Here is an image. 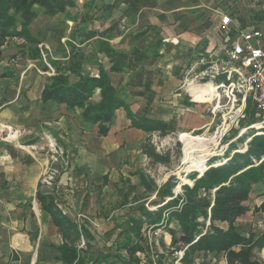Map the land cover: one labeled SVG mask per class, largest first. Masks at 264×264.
<instances>
[{
  "label": "crops",
  "instance_id": "0c3cea01",
  "mask_svg": "<svg viewBox=\"0 0 264 264\" xmlns=\"http://www.w3.org/2000/svg\"><path fill=\"white\" fill-rule=\"evenodd\" d=\"M72 1V7L52 16L33 6L36 15L27 29L39 41L40 57L31 58L29 44L21 37H8L0 44V130L5 134L6 127H10L18 133L15 140H0V264H42L37 260L42 248L55 250L57 261L63 264L53 247L60 245L63 238L50 214L43 210L38 195H53L63 214L73 220L61 208L58 197L42 189L41 178L48 165L39 153L43 136H57L67 142L78 128L77 121L95 129L96 135L106 139L111 147L131 145L144 133L131 125L122 108L115 111L107 133L100 135L97 124L90 126L82 120L80 109L69 110L65 103L50 100L43 102L42 91L49 85L50 77L58 70L69 74L72 69L97 77L102 67L136 117L145 116L173 126L176 113L183 112L177 126L187 125L195 130L202 125L201 119L193 113L186 114V106L174 100V88L180 82L176 73L198 69L202 59L222 55L218 51L224 43L222 15L230 18L232 40L239 32L259 28L264 19V0ZM105 46L115 56L111 58ZM114 59L118 69L110 71ZM99 100L96 90L89 101ZM155 134L159 133L152 135ZM262 187L253 189L247 201L252 197L260 201L261 192L257 190ZM78 224L88 231L83 222ZM52 229L60 235V242L44 244L46 233ZM166 234L168 245L154 242L153 254L167 253L164 250L170 248V236ZM126 239L125 236L122 242ZM88 240L81 237L77 248L85 250ZM97 255L102 254L94 257ZM208 255L213 260L217 258L219 264H227L222 253ZM126 256L119 257L122 261Z\"/></svg>",
  "mask_w": 264,
  "mask_h": 264
},
{
  "label": "trees",
  "instance_id": "16d2710c",
  "mask_svg": "<svg viewBox=\"0 0 264 264\" xmlns=\"http://www.w3.org/2000/svg\"><path fill=\"white\" fill-rule=\"evenodd\" d=\"M34 5L42 8L45 15L52 16L64 12L74 3L72 0H0V44L8 37H21L29 44L31 58L36 59L40 57L37 48L39 41L27 29L36 15ZM106 51L111 58L115 56L112 49L108 48ZM117 65L118 62L114 59L110 71L117 70ZM49 82L42 91V101L65 103L69 110L80 109L82 120L90 126L97 124L100 135L107 133L115 118V111L119 108L125 111L133 127L147 133L158 132L162 136L171 131L170 123L145 116L136 117L102 67H99L97 77L82 73L79 69H72L69 74L58 70L57 74L49 78ZM96 90L99 91L100 100L91 103L89 100ZM248 105L250 108L251 105ZM253 112L251 106L242 127L248 128L259 121ZM237 135L238 132L233 134V139ZM234 141L228 145L223 164L213 165L217 161L214 160L200 176L189 173L193 184H182L181 193L174 195L172 192L175 181L171 177L161 187L152 188L160 198L155 202L158 207L152 212L143 208L139 217L129 220L127 239L118 246L127 255L122 259L123 264H141L142 260L135 254L143 252L145 248L153 253L154 242L144 247L137 241L142 239L140 231L144 223H148L152 229L164 228L170 236L167 253L159 255L154 252L156 256L153 261L156 264H174L175 261L180 264H196L195 259L200 254L204 258L210 253L219 252L224 254L227 264H258L252 260L251 255L254 249L260 250L264 246V230L260 234L246 235L240 232L236 221L249 210L244 203L249 198L252 186L259 183L264 187V127L252 130L244 137H237ZM236 141H244L245 150L238 149ZM151 152L155 161H165L153 149ZM140 179L147 189H151L152 184L147 182L143 174ZM188 182L191 183L190 180ZM260 195L262 201L253 209L264 212V188ZM38 196L43 210L50 214L63 238L60 245L53 246L59 252L61 262L101 264L105 256H86L84 250L77 248L76 242L81 237L90 238L83 225L65 216L53 195ZM166 198L169 199L165 201ZM221 223H226V227H221ZM132 235L135 239H132ZM177 252H182V255L175 256Z\"/></svg>",
  "mask_w": 264,
  "mask_h": 264
},
{
  "label": "rangeland",
  "instance_id": "374dc122",
  "mask_svg": "<svg viewBox=\"0 0 264 264\" xmlns=\"http://www.w3.org/2000/svg\"><path fill=\"white\" fill-rule=\"evenodd\" d=\"M209 59L205 58V60ZM188 70L185 73H176L180 82L174 88L173 94H176L174 100L177 103L182 102L186 106L183 109L186 114H195L201 119L202 125L195 130L189 129L187 125L179 128L178 122L185 114L177 112L175 116L177 122L171 126L168 134L153 136V132L147 133L142 130L144 132L142 136H139L131 145L124 143L121 146L111 147L106 139L96 135L95 129L82 125L81 121H77L78 128L74 129L67 142L57 136L42 137L39 153L48 161L41 178L42 189L55 194L66 214L76 223L83 222L88 228L90 238L88 247L86 246L87 249L84 250L86 256L102 254L106 257L103 264H123L119 256H126V253L124 250H119L118 246L125 239L130 218L139 217L143 208L152 212L158 207L155 202H158L160 198L156 195V190L152 189L154 186L161 187L171 177L175 181L172 192L174 195L181 193L182 184H193L189 173L201 175L198 171L190 169L196 158H208L204 160L205 168L201 171L203 173L209 163L214 160L221 162L225 159L228 145L232 141L235 142L237 137H244L252 130L262 128L259 121L252 124V128L242 127V124L244 126L246 122L244 118L248 109L251 110V106L249 108L247 104L244 114L231 125V129L226 134L220 136L221 133L218 132L223 121L222 114L229 110L232 111L229 108L230 104H226V99L222 94L217 100L214 98L195 99V102H191L187 88H189L188 83L194 73L187 74ZM253 113L256 120L261 119V116ZM82 128L86 129L87 133H83ZM12 132L16 131L12 130ZM237 132V137L233 139V134ZM183 133L193 137L190 139L191 142L188 143L189 139L181 137ZM5 134H7L6 131ZM2 135L5 137L4 134ZM15 135L17 138L18 133L16 132ZM197 137L203 140H197ZM236 143L238 149L246 148L244 141H236ZM34 149L36 150V148H31V151ZM152 149L165 161H155L151 155ZM221 152V155H216ZM138 174H143L147 182L152 184L151 189H147L142 184ZM259 185L261 184H254L251 191L253 189L255 191ZM261 190L260 188L257 192H262ZM167 200L168 198L165 199ZM261 201L262 198L257 201L255 197H252L244 203L249 210L236 221L238 229L243 234L256 235L264 230V212L253 209L259 206ZM225 225L220 224V226ZM140 232L142 239L138 242L144 247L153 242L159 244L160 241L168 245L166 242L168 235L164 228L153 230L148 223H144ZM132 238L134 239L133 235ZM43 240V243L47 244L59 243L61 239L58 232L52 229L46 233ZM80 246H83L82 241ZM263 249L264 246L252 252L251 258L258 264H264ZM55 254L53 249L42 248L37 260L43 261L42 264H61L56 258L58 253ZM180 254L177 252L174 255L179 256ZM135 256L142 260L141 264H156L154 259L152 260L155 255L146 248L143 252L136 253ZM201 256L195 259L196 264H219L217 258H215L216 261L211 259V255H207L210 258ZM175 264L178 263L175 262Z\"/></svg>",
  "mask_w": 264,
  "mask_h": 264
},
{
  "label": "built area",
  "instance_id": "2783aa9c",
  "mask_svg": "<svg viewBox=\"0 0 264 264\" xmlns=\"http://www.w3.org/2000/svg\"><path fill=\"white\" fill-rule=\"evenodd\" d=\"M229 24L230 18L222 15L220 30L223 33L224 43L218 48L222 55L216 59H202L201 66L196 72L193 68L187 72V74L194 73L188 84L210 83L217 95L222 94L226 99V104H230L229 108L232 111L229 110L222 114L223 121L219 132L217 131L221 133L220 136L226 134L231 129V125L244 114L247 104L252 106L256 115L264 116V19L259 28L253 27L249 31L239 32L233 40L229 35ZM189 95L190 101L195 102L192 95ZM258 123L262 126L264 121ZM251 127L253 125L249 126ZM5 131L7 134L3 137V132L0 130V140L16 138V136L11 139L8 137L16 133L12 132L10 127H6ZM217 132L215 133L218 134ZM221 154L222 152L216 153V155ZM207 159L206 157L205 161ZM223 161L216 163L220 164ZM180 253L179 257L182 255V252Z\"/></svg>",
  "mask_w": 264,
  "mask_h": 264
},
{
  "label": "bare ground",
  "instance_id": "6f19581e",
  "mask_svg": "<svg viewBox=\"0 0 264 264\" xmlns=\"http://www.w3.org/2000/svg\"><path fill=\"white\" fill-rule=\"evenodd\" d=\"M188 86H189V88H187V91L192 95L193 99H198V100H205V99H209V98L217 99L218 96H220V95H217V92L214 90L213 85H211L210 83L201 84V85L192 83V84H188ZM16 135L8 136V137L10 139L11 138H15ZM181 137L182 138L185 137V139H189L188 143L191 142L190 139H193V137H190V135L187 134V133H183L181 135ZM196 139L197 140H203L200 137H197ZM239 151H243V150H239ZM204 160H205V158H198V159L196 158L195 161H194V164H193L192 168H190V169H194L196 171L198 170V171L201 172L203 170V168H204ZM225 161L226 160H224L223 163ZM223 163H221V164H223ZM213 165H219V164L216 163V164H213Z\"/></svg>",
  "mask_w": 264,
  "mask_h": 264
},
{
  "label": "water",
  "instance_id": "95a60500",
  "mask_svg": "<svg viewBox=\"0 0 264 264\" xmlns=\"http://www.w3.org/2000/svg\"><path fill=\"white\" fill-rule=\"evenodd\" d=\"M200 174H202V172ZM263 256H264V249H263Z\"/></svg>",
  "mask_w": 264,
  "mask_h": 264
}]
</instances>
